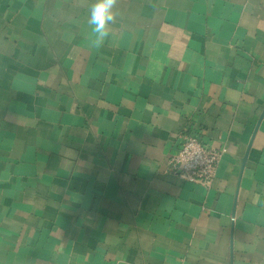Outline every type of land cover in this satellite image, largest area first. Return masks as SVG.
<instances>
[{"label": "crops", "instance_id": "crops-1", "mask_svg": "<svg viewBox=\"0 0 264 264\" xmlns=\"http://www.w3.org/2000/svg\"><path fill=\"white\" fill-rule=\"evenodd\" d=\"M93 2L0 0V264H264V0Z\"/></svg>", "mask_w": 264, "mask_h": 264}, {"label": "built area", "instance_id": "built-area-1", "mask_svg": "<svg viewBox=\"0 0 264 264\" xmlns=\"http://www.w3.org/2000/svg\"><path fill=\"white\" fill-rule=\"evenodd\" d=\"M221 152L196 133L184 129L177 134L174 151L167 157L166 165L169 172L182 181L209 187L214 180Z\"/></svg>", "mask_w": 264, "mask_h": 264}, {"label": "clouds", "instance_id": "clouds-1", "mask_svg": "<svg viewBox=\"0 0 264 264\" xmlns=\"http://www.w3.org/2000/svg\"><path fill=\"white\" fill-rule=\"evenodd\" d=\"M118 0H94L89 9L88 24L94 39L91 46L99 48L109 36V26L116 20Z\"/></svg>", "mask_w": 264, "mask_h": 264}]
</instances>
